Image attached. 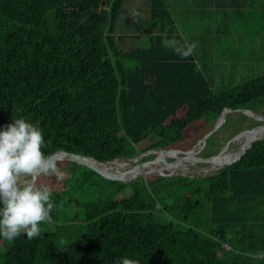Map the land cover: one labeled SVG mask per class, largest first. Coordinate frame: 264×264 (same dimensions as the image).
I'll list each match as a JSON object with an SVG mask.
<instances>
[{"label": "trees", "instance_id": "obj_1", "mask_svg": "<svg viewBox=\"0 0 264 264\" xmlns=\"http://www.w3.org/2000/svg\"><path fill=\"white\" fill-rule=\"evenodd\" d=\"M126 2L0 0V128L24 118L43 129L46 153L64 149L105 162L139 156L145 140V149H190L207 132H187L193 122L217 121L225 107H264V74L214 91L192 54L181 58L164 46L175 40L188 50L164 0H147L158 33L144 46L120 48ZM209 139L203 156L220 150L208 148ZM109 181L116 192L133 193L88 204L80 239L64 246L55 232L0 239V264H118L121 257L264 264L255 258L264 251V139L215 173ZM50 189L55 219L61 196Z\"/></svg>", "mask_w": 264, "mask_h": 264}, {"label": "crops", "instance_id": "obj_2", "mask_svg": "<svg viewBox=\"0 0 264 264\" xmlns=\"http://www.w3.org/2000/svg\"><path fill=\"white\" fill-rule=\"evenodd\" d=\"M141 1L147 2L134 0V4ZM164 1L176 25L175 34L192 49L214 91L264 74V0ZM130 21L142 25L139 31L125 35L136 40L133 44L144 46L159 31L158 23L150 19L148 2L132 8L126 23L130 25ZM119 29L118 24L116 32Z\"/></svg>", "mask_w": 264, "mask_h": 264}, {"label": "rangeland", "instance_id": "obj_3", "mask_svg": "<svg viewBox=\"0 0 264 264\" xmlns=\"http://www.w3.org/2000/svg\"><path fill=\"white\" fill-rule=\"evenodd\" d=\"M137 4L145 6L147 5V2L144 3L141 1L138 2ZM137 4H134V0L133 1L127 0L118 20L120 29L119 31L116 32V34L118 36L122 34V38L120 40H117V45L125 50L130 49L131 46L133 45H134L133 47L140 46V44L137 43L133 44V42L136 41L135 39L132 40L131 38L128 39L125 37V35L128 34V32L130 33V31L131 32L139 31L142 26L140 24L131 23V21H130L131 26L126 23V19L130 17V11L135 5L137 6ZM147 23L145 24L146 26ZM256 113L260 115L262 114L264 115V107L258 109ZM216 122L217 121H214L213 115H210L205 119L203 118L202 120L193 122L191 126L187 129V132H190L196 127L199 129V132H206V131L208 132L212 128H214ZM254 122L255 119L253 117H250L242 112H228L226 114L224 123L219 127L218 130L213 132L207 138L209 139L212 136L208 141V148L214 147L217 149H221L229 140L232 139L231 137L232 134L236 132L235 133L236 135L242 131L248 130L250 128V124ZM243 141H244L243 138L242 139L239 138L232 141V143L228 145V148L226 150L229 152L230 151L235 152L236 154ZM150 142H151L150 140H145L139 144V149H141L143 152L139 156L133 158L136 160L137 163H141L156 156L157 153L151 152L152 149H145L148 147ZM196 143H194L193 146H195ZM198 149L199 147L196 150ZM204 149H202V151ZM183 150H189V149H183ZM202 151L199 152L197 155L203 156ZM165 158L168 161H172L175 159L173 157H168V156L167 157L165 156ZM118 160L128 161L131 165L136 164L134 160H129V159H118ZM58 166L60 167L61 171L64 173L65 178L62 181H57L54 176L38 178L39 184L47 185L50 188L56 189L57 193L61 196L58 204L56 218L55 219L51 218L49 222L41 224L40 232H55L56 244L58 246H64L80 239L83 233L86 231L87 222L85 221V217H86L88 204L97 201H105L109 198L121 199V198L129 197L133 193V188L128 187L127 189L118 193L116 192L113 184L109 181V179L103 178L102 176L93 173L91 170L87 169L84 165L80 163L73 164V163L63 162L61 164H58ZM209 166L210 165L208 163L195 162L193 164L189 163L187 166L180 169H176L174 171L167 170L165 171V173L169 174L174 172L175 175L181 174V175L196 176V175H207L210 173H215L219 170V169H213L205 172L203 168H208ZM85 174L87 175V179L85 178L84 180L83 176ZM146 176L147 175L144 176L139 175L138 177L133 178L132 180ZM1 251L4 252V249L2 248ZM2 260H3V255H1L0 257V261Z\"/></svg>", "mask_w": 264, "mask_h": 264}, {"label": "clouds", "instance_id": "obj_4", "mask_svg": "<svg viewBox=\"0 0 264 264\" xmlns=\"http://www.w3.org/2000/svg\"><path fill=\"white\" fill-rule=\"evenodd\" d=\"M164 46L187 58L192 49H183L175 40ZM48 145L38 123L15 118L0 128V239L9 244L22 235L31 240L40 235V225L51 220L54 209L49 186L38 183L39 177L54 176L62 181L64 173L56 154L46 153ZM256 259H264L257 254ZM118 264H131L121 257Z\"/></svg>", "mask_w": 264, "mask_h": 264}, {"label": "water", "instance_id": "obj_5", "mask_svg": "<svg viewBox=\"0 0 264 264\" xmlns=\"http://www.w3.org/2000/svg\"><path fill=\"white\" fill-rule=\"evenodd\" d=\"M228 112H242L250 117H253L255 120L259 121L260 124L246 130V131H242L236 135H234L232 137L231 140H229L220 150L217 154L211 155V156H199L197 155L199 152L202 151V149H204L207 138L216 130L219 129V127L224 123L225 118H226V114ZM264 128V115H260L258 113H256L254 110L252 109H246V108H238V109H233V108H229V107H225L223 109V111L221 112V115L219 116L216 125L214 126V128H212L210 131H208L197 143L195 146H193L191 149L189 150H183V149H179V148H171V149H152L151 152H156L157 155L149 160L143 161L141 163H137L136 165H134L130 170L124 171L123 173L116 171L115 173L113 172H109L105 169H103L101 167L100 164L102 163H110L113 161L118 160L119 158H116L114 160L111 161H99L96 158L92 157V156H87V155H83L80 153H75L72 151H67L64 149L58 150L56 151L54 154H56L57 159L58 160H63V159H70L73 160L77 163H80L82 165H86L90 168H92L93 170H95L96 172H98L99 174H101L103 177L110 179V180H118V181H123V182H128L130 180H132V178H130L129 173L131 171H136L137 169H139L142 165L146 164V163H152L155 161H160L163 164H165L167 167L171 166V165H178L180 167H185L187 166L189 163L193 164L195 162H204V163H208L210 166L208 168H203V170L205 172L213 170V169H221L222 167L226 166V165H232L234 163H236L237 161H239L243 155L246 153V151L253 145L254 142L264 139V132L254 136L253 138L250 139V141L247 143V139L244 143L241 144V146L239 147L238 152L235 154V156L232 159L229 160H219V158L221 156L224 155V152L226 151V149L228 148V145L232 143V141L242 138L247 134H256V132L258 133V131ZM199 147L198 150H196ZM170 151H177L179 154L178 157H176L174 160L172 161H168L165 157L161 156V152H170ZM129 160H135L133 158H128ZM153 174H161V175H175L174 172L172 173H165L162 170H146L144 171V173L140 174V175H153Z\"/></svg>", "mask_w": 264, "mask_h": 264}, {"label": "bare ground", "instance_id": "obj_6", "mask_svg": "<svg viewBox=\"0 0 264 264\" xmlns=\"http://www.w3.org/2000/svg\"><path fill=\"white\" fill-rule=\"evenodd\" d=\"M263 132H264V128H261L258 131V133L256 132V134H247V135H245L244 137H242L244 139L243 143L246 141V139H247V143H248L251 138H253L254 136H257V135H259V134H261ZM160 154H161L162 157H165V156L167 157L168 156V157L176 158V157L179 156V153L177 151H170V152H167V153L161 152ZM234 156H235V152H231V151L229 152V151L226 150L224 152V155L221 156L219 158V160L220 161L221 160L222 161L223 160H229V159H232ZM134 162H136V160H134ZM136 164H137V162H136ZM136 164H134V165H136ZM100 165H101V167L103 169H105V170H107L109 172H113V173H115L116 171L123 173L124 171L130 170L134 166V165H131L128 161H121V160H116V161H113V162H110V163H102ZM141 167H143V168H139L136 171H131L129 173L130 178H132V179L136 178L140 174L144 173V171L150 170V169L151 170H162L163 172H165L167 170L168 171L169 170L174 171L176 169L183 168V167H180V166L174 165V164L169 166V167H167L165 164H163L160 161H155V162H152V163H146V164L142 165Z\"/></svg>", "mask_w": 264, "mask_h": 264}, {"label": "built area", "instance_id": "obj_7", "mask_svg": "<svg viewBox=\"0 0 264 264\" xmlns=\"http://www.w3.org/2000/svg\"><path fill=\"white\" fill-rule=\"evenodd\" d=\"M225 247H226L227 249H229V248H230V245H229L228 243H225ZM260 255H261L262 257H264V251H263L262 253H260Z\"/></svg>", "mask_w": 264, "mask_h": 264}, {"label": "flooded vegetation", "instance_id": "obj_8", "mask_svg": "<svg viewBox=\"0 0 264 264\" xmlns=\"http://www.w3.org/2000/svg\"><path fill=\"white\" fill-rule=\"evenodd\" d=\"M263 115V114H262ZM255 121H257V120H255ZM257 122H259V121H257ZM254 123H252V124H250V126L251 125H253ZM258 124H260V122L258 123ZM258 124H255L254 126H256V125H258ZM249 125V124H248ZM250 129V128H249ZM155 157V156H154ZM153 158V157H152Z\"/></svg>", "mask_w": 264, "mask_h": 264}]
</instances>
